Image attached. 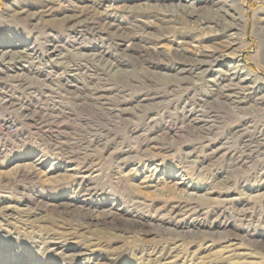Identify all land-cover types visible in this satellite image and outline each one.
Listing matches in <instances>:
<instances>
[{"label":"rangeland","instance_id":"374dc122","mask_svg":"<svg viewBox=\"0 0 264 264\" xmlns=\"http://www.w3.org/2000/svg\"><path fill=\"white\" fill-rule=\"evenodd\" d=\"M214 1L0 0V264H264V0Z\"/></svg>","mask_w":264,"mask_h":264},{"label":"bare ground","instance_id":"6f19581e","mask_svg":"<svg viewBox=\"0 0 264 264\" xmlns=\"http://www.w3.org/2000/svg\"><path fill=\"white\" fill-rule=\"evenodd\" d=\"M212 1V0H210ZM183 2V3H182ZM220 2V0H215L214 3H218ZM172 11H176V8H179L180 6H192L195 5L194 4V0H172ZM203 5V4H202ZM210 5V4H209ZM181 8V7H180ZM229 11L226 10V14H228ZM243 12V9H242ZM243 18V17H242ZM221 23L223 29L227 32H231L230 35H235L238 34L240 35L242 31H244V26L243 24H241V22H237V21H233V22H229L228 20H219L218 24ZM233 31V32H232ZM205 55V57L208 56V54H203ZM214 55V54H211ZM221 55V54H220ZM220 55L218 56L219 58L216 59V61H220ZM0 57L5 58V57H9L11 59H15V58H22V50H18V51H11L9 49H0ZM241 68V63L240 61H236V63H233L231 65H228L227 67H225V69L230 72V74L233 75H237V69L240 70ZM242 69L244 70V68L242 67ZM245 71V70H244ZM146 113V112H145ZM17 169V168H16ZM73 169V168H72ZM95 176V175H94Z\"/></svg>","mask_w":264,"mask_h":264}]
</instances>
